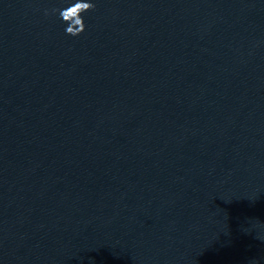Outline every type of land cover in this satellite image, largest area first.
<instances>
[{
	"label": "water",
	"instance_id": "water-1",
	"mask_svg": "<svg viewBox=\"0 0 264 264\" xmlns=\"http://www.w3.org/2000/svg\"><path fill=\"white\" fill-rule=\"evenodd\" d=\"M0 264H264V0H0Z\"/></svg>",
	"mask_w": 264,
	"mask_h": 264
}]
</instances>
